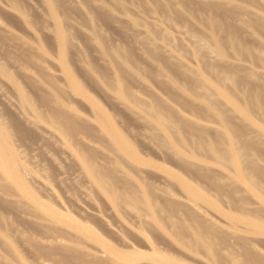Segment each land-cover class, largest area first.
<instances>
[{"label": "bare ground", "instance_id": "6f19581e", "mask_svg": "<svg viewBox=\"0 0 264 264\" xmlns=\"http://www.w3.org/2000/svg\"><path fill=\"white\" fill-rule=\"evenodd\" d=\"M40 1L47 20V25L42 29L50 34L57 51L56 59L43 56L54 62L56 68L50 69L43 64L44 62L37 61L34 62L36 71H32L28 66L17 63L12 57L7 58V64L0 61V264H184L180 263L179 258L158 248H152V252H156L155 257L142 260L138 256L142 251L125 239L126 233L139 235L138 229L145 230L143 225H150L149 222L159 226L157 224L159 216L154 212L160 209V205L155 203L153 197L149 195L151 191L149 186L134 176L147 170L148 161L138 145L130 139L132 137L129 134V125L128 127L126 125L127 118L123 119L118 113L113 112L114 110L109 112L105 105L103 107L95 101L74 76L65 59L66 50L75 48L76 44L68 30V25L72 24L71 19L65 10L58 14L60 9L70 6L78 10L82 16L86 17L93 34L89 30L82 28L80 30L87 36H96L98 30L90 20L91 18L87 17L86 8L111 11L108 7L110 4L114 9L127 14L129 9L125 0ZM126 1L129 2V0ZM203 1L209 2V5L212 2L211 0V2L207 0L201 2ZM261 1L264 2V0ZM214 2L216 5L219 3L213 1V4ZM222 2L231 5L230 0ZM171 4V0H165L159 6L168 8ZM243 4L239 6L240 13L232 15L236 16L243 26L256 24L260 33L263 32V37L264 15L256 14L255 9L247 8L245 6L247 3L243 2ZM11 7L14 8L12 4ZM149 17L152 22L159 21L165 25L168 23L167 17H159L155 14ZM215 18V16L201 17L205 33L201 31L202 34L189 33L191 36L189 38H193L189 40L194 41L192 43L195 45L191 44V47L194 46L191 49H196L195 53L199 52L201 55L211 54L221 63H229L230 60H227L228 57L225 56L227 54H224L227 44L236 52L237 57L246 52L248 54H245L246 57L249 56L247 61L251 58L254 64L257 63L256 61L261 63L260 72L263 74L264 44L262 42L264 41L262 40L264 37L259 38L261 40L258 39V43L261 41L262 46L255 45L251 47L252 50L251 48L248 50L249 47L246 46L247 48L243 50L245 46L242 44V47L238 40L231 37L232 34H228L231 36L226 38L221 35L222 31L227 33L234 31L232 26L221 23ZM125 19L133 24L131 18ZM0 28L5 34L12 33L1 23ZM179 29H174V32L177 30L179 33L181 30ZM234 33L236 35V32ZM162 35L172 37L171 32L163 28ZM139 41L145 48L147 47V49L144 48L147 50L146 54H154L161 50L165 51L163 52L165 55L168 51L167 61L173 63L176 69H180L184 76L193 80L191 84L185 85L166 77L169 85L181 90L182 95L187 96V101L188 98L197 101L196 106L199 104L200 110L217 116L216 118L225 123L224 125L221 123L224 127L234 130V139L229 138L227 142L224 141L225 143L220 145L201 138L194 144V149L181 150L182 142L180 143V140L175 137L177 130L186 124L193 128L201 124H195L197 123L195 120V123H188L184 120L187 116L180 115L178 110L166 107L158 99L146 101L145 98H141L142 96L129 90L123 80V76L129 73V53L120 47H106L98 42L99 45L95 44V47L101 58L117 67V73L101 79V90L125 113L133 114L136 119L139 117L144 121L142 123L148 126V130L145 128L146 132L143 131L145 136L143 138L141 136L143 133L139 134L141 139L147 142V137L148 144H151L155 151L172 155L177 160L189 164L190 167L199 166L200 154L196 152V149L202 148L215 161L231 163L230 173L223 169L220 171L222 178L233 183H244L250 191L257 189L264 193V184H261L260 180L254 176L259 169L258 157L249 154L255 141L258 140L246 136L242 131L244 127L249 128L246 123L255 125L249 117L252 110L264 113V88L257 84L254 91L247 93L248 91L245 90L247 94L242 102L239 100L240 94L237 88L240 83L234 72L217 69L213 73L216 80L224 86V89L219 90L205 80L199 72L193 71L180 57L170 53L162 42L157 43L146 33ZM21 45L27 47V44L23 42ZM30 58L32 59L31 56H27V59ZM79 59L81 60V57L77 60ZM234 60L231 61L232 64ZM249 61L251 62L250 59ZM259 63L256 64L257 69L260 67ZM162 65L156 67V75L163 77L168 70V64L165 62ZM81 67L86 69L83 64ZM249 68L247 67L251 71L252 68ZM247 71H245V78L249 73ZM86 72L91 75L89 68ZM251 72L254 74L253 69ZM257 72L255 71L253 76L249 75L252 78L257 77L260 75ZM16 74L22 76V79L19 80ZM251 77L248 79H252ZM255 81H260V77ZM221 98L227 99L232 105L231 108L240 112L241 118L244 117L248 121H243L245 126L242 125V129L230 127L221 107ZM77 101L84 105L83 111L74 104ZM208 127L212 126L208 125ZM252 128L258 130L254 126ZM199 130L202 131V129ZM185 140L187 141L186 138ZM32 150L38 151L37 155L44 160L46 167L39 169L38 166L33 167ZM162 176L165 178V175ZM164 178L163 180L167 182L161 194L172 195L170 191L173 183L195 192L179 175L171 173V177L169 176L167 180ZM61 184L67 188L59 193L55 186ZM174 196H169L168 204L191 205L194 210L199 207L196 205L198 202L191 201L192 204H190L188 199H179ZM97 203L110 212L112 222L107 219L109 214L105 215L104 209L99 208ZM257 203L263 205L260 199ZM129 208L134 209V217L138 221L136 228H129ZM140 209L143 213H139ZM226 219L232 226H238L240 229L248 228L255 233L264 234V223L255 217L228 213ZM98 224L116 234L129 249H120L107 241L102 232L97 229ZM173 225L180 234L186 231L185 237L181 235L177 239L183 247L189 242L191 246L203 248L205 252L214 256L208 237L210 226L199 223L191 229H185L176 221ZM23 248L30 252V257L21 254ZM251 255L253 258H264V251L259 250Z\"/></svg>", "mask_w": 264, "mask_h": 264}, {"label": "rangeland", "instance_id": "374dc122", "mask_svg": "<svg viewBox=\"0 0 264 264\" xmlns=\"http://www.w3.org/2000/svg\"><path fill=\"white\" fill-rule=\"evenodd\" d=\"M159 1L160 3H158ZM201 1L171 0L172 4L170 7L161 8L159 5H162L165 0H129V2L125 0L129 9L127 14L114 9L108 3V7L111 8V11L110 9L96 10L95 8H86L87 17L91 18L90 20L98 30L96 36H87L84 34L80 30L81 28L91 32V27L86 21V17L82 16L78 10L70 6H65L58 11V14H61L62 10L67 11L72 22L71 25H68V30L76 44L75 48L66 50L65 59L74 76L81 82L87 93L95 101L103 107L105 105L107 110H110L109 112L114 110L113 112L118 113L123 119L127 118L128 124L126 123V125L127 127L129 125V134L132 137L130 138L129 135V138L131 140L133 139L132 142L134 144L138 145L142 154L145 155L144 157L148 161L146 166L147 170L141 171L136 175L134 174V176L141 179L149 186L151 189L149 195L153 197L155 203L160 205V209L154 212L155 215L159 216V218H157V224L159 226L155 225L153 222H149L150 225H143L145 230L138 229L139 231L137 233H139V235H136V233L125 234L127 242L133 244L142 251L138 256L141 257L142 260H150L151 257H155L154 255H156V252H152V248H158V250H163L179 258V261H181L180 263L184 264H264V258H253L251 255L253 252H258L259 250L264 251V234L255 233L248 228L240 229L238 226H232L226 219L228 213H236L244 217H255L264 223V193L257 189L250 191L248 186L244 183H233L222 178L220 176V171L223 169L225 172L230 173L231 163H219L215 161L207 155L202 148L196 149V152L200 154V160L198 161L199 166L195 167H190L189 164L177 160L172 155H165L160 151H155V149L151 147V144H148L147 137V142L141 139V136L143 138L144 132H146L144 130H148V126L142 123L144 121L138 116L136 119V116H133V114L125 113V111L117 106L101 90V79L105 76H112L117 73V67L112 66L106 59L101 58L97 51V47H95V44L99 45L98 42L106 47H120L129 53L130 60L128 65L130 74L128 73L123 76L125 86L129 90L133 91L138 96H142L141 98H145L146 101L158 99L166 107L172 108L175 111L178 110L180 115L185 114V117L187 116L193 120L186 117L184 118L186 122L195 123V120L197 122L195 124L202 125V128L201 125L193 128L189 124H186L177 130L175 137L180 140V143L182 142L180 146L181 150L186 151L194 149V144L201 138L210 140L219 145L225 143L224 141L227 142L229 138L234 139L233 129L224 127L223 125L225 123L219 118H216L217 116L207 114L202 109L200 110L199 104V107L196 106L197 101L191 100L190 98H188L187 101V96L182 95L181 90L169 85L170 83L166 77L175 79L179 84L185 83V85L191 84L193 80L184 76L180 69H176L173 63L167 61L166 57L169 54L166 55V53L168 51L165 53L166 56L163 53L165 51L161 50H158V52L156 51L154 54L147 53L150 56L152 55L150 57L145 53L147 47L145 48L139 41L144 33H146L157 43L162 42L170 53L180 57L193 71L199 72L205 80L219 90L224 89V86L216 80L213 73H215L217 69L220 71L234 72L238 82L242 85L240 86L238 83L239 85H237V88L238 94H240L239 100L243 102L245 95L249 93V91H254L258 85L264 88L262 85L264 84V72L263 74L260 72L261 63L256 61L260 65V67L258 65V70L256 67L257 63L254 64L255 62L251 58H249L251 62L249 59L248 61L246 60L247 57H249H246V55H248L246 52L243 51L244 53L238 55V58L236 52L227 44L225 45L226 53L224 54L228 55L225 56L226 58L228 57L227 60H230L228 61L230 64L227 62L221 63L217 58V60H215L213 55L209 54L208 56V53L207 55L206 53L205 55H201L199 52L195 53L196 49H191L195 45L192 43L194 42L192 41L193 38H189V33H205V30H203L204 23L201 17L215 16L219 22L228 24V26H232L234 29V31L230 33L224 31H222V33L220 32L224 38L231 36L228 34H232L231 37H234L236 41L238 40L237 42L245 46L243 47L242 45L243 50L247 48L246 46L249 47L247 48L248 50L255 45L260 47L264 42L261 44V41H259V44L258 39L264 36L262 37L263 32L261 31L262 33H260L259 27L254 23L250 24V26H243L242 23L237 20L236 16L232 14L236 15L240 13L239 6L244 5V2L247 3L245 4L247 8H253L252 10L255 9L256 14L259 13V15L263 16L264 2L261 0H245L246 2L243 0V2L241 0H230L231 5H228L222 2L225 0H211L212 2L207 0L211 3L209 5V2H206L207 5H205V1H203L204 3ZM213 1H216V3L218 1L219 3L216 5L215 2L213 4ZM11 4L14 8L11 7ZM43 10V5L40 0H0V23L12 32L11 34H5L0 28L1 62L3 61L7 64V58L12 57L17 63L28 66L32 71H36L34 62L37 61L44 62L43 64L47 65L50 69L56 68L54 62L43 56L46 55L49 58H57L54 40L46 30L42 29V27L47 25L46 15ZM151 14H155L159 17H167L166 19L169 23L167 24L169 26L167 24L165 25V23H159V21L152 22L149 17ZM247 17H249V15H247ZM125 18H131L135 26L130 24L129 21H126ZM160 24L161 26H159ZM256 27H258V29ZM162 28L170 31L172 37H164L162 35ZM176 28H180L181 30H179L181 32L179 30V33L177 30L174 32ZM182 30H184L185 33ZM234 32H236V35ZM186 37L188 40H186ZM262 41H264V38ZM22 42L27 44V47L22 46ZM191 44L194 46L191 47ZM233 51L235 55H232ZM27 56H31L32 59H27ZM235 56L237 58H235ZM79 57H81V60L79 59L78 61L77 59ZM229 57L235 59L233 64L231 63L233 59ZM198 59L200 61H198ZM236 59H238V61ZM243 59L245 60L243 61ZM165 62L168 64L166 75L163 77L156 75V67L161 66V64L164 65ZM239 63H242L243 67L242 64ZM82 64L86 69L89 68L91 75H88L86 69L81 67ZM135 64H137V66ZM254 66L256 68H254ZM247 67L252 68L254 74L251 72L252 69L249 71ZM263 68L262 66V69ZM247 70L249 73H247L248 76L245 78V71ZM255 71L260 72H257V74L261 76H257L256 74L258 78H252L251 75H255ZM138 76H141V78ZM16 77L19 80L22 79V76L17 74ZM248 77L252 79H248ZM259 77L260 81H255V79L259 80ZM245 90L248 92L246 93ZM221 99V107L226 114L227 122L230 127L241 128L243 121L246 119H244V117L241 118L240 112L231 108L232 105L227 99ZM194 101L196 103H194ZM74 104L82 111L85 109L84 105L78 101L74 102ZM186 113L189 115H186ZM124 115L125 117H123ZM249 115L253 124H255L253 126L258 130H254L252 125L246 123L248 124V126H246L249 128L246 129L244 127L242 131L246 136L258 140L255 141L249 154L258 157L259 169L254 176L260 180L261 184H264V113L252 110ZM187 119L189 121H187ZM221 123H223V125ZM208 125L215 127H208ZM210 128H212V130ZM199 129H202V131ZM215 130L218 131L215 132ZM140 133H143V135L139 136ZM183 140H185V142H183ZM37 153V150L31 151V154H33L31 158L32 162L39 164L36 165L32 163L33 167L36 166L37 168L38 166V169L40 167H46L47 165L43 162L44 160L40 159ZM37 156L38 159L36 158ZM171 173L184 178L189 184V187L195 192L189 191L180 184L173 183L174 185H172L170 191L172 195L169 196L175 195L174 197L179 199H188L190 204L194 201V203L198 202L196 204L199 206L197 210H194L191 205L187 206L180 203L178 205L168 204L167 201L169 196L166 194L164 195V193L161 194L164 190L163 188L166 186L165 182H167L163 180L164 176L162 175H165L164 179L167 180L169 176L171 177ZM70 175H72V173H70ZM66 188L67 187L63 184L55 186V189L59 193L63 192ZM259 199L262 201L263 205L257 203ZM99 204V208L104 209L105 215L109 214L107 219L112 222L113 218L110 216V212H108L106 208H103L104 206L102 203L101 206L103 207H100ZM138 211H140L139 213H143L141 209ZM134 214V209L129 208V228H136L138 226V221H136ZM174 221L179 222L185 229H191L195 224L199 223H206L210 226L211 230L209 231L210 233H208V237L211 241L210 248L211 250L213 249L214 256L205 252L203 248L191 246L189 242L183 247L177 239L181 235L185 237L186 231L180 234V232L174 228ZM97 229L101 231L103 237L113 245L123 250L129 249L118 239L116 234L107 230L101 224L97 225ZM167 235H169V237H167ZM21 254L30 257V252L27 249L23 248Z\"/></svg>", "mask_w": 264, "mask_h": 264}]
</instances>
